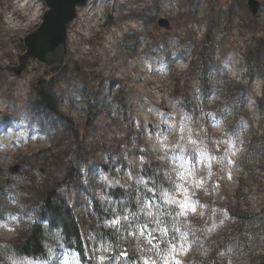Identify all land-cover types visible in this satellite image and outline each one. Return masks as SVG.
<instances>
[{
	"label": "rangeland",
	"instance_id": "obj_1",
	"mask_svg": "<svg viewBox=\"0 0 264 264\" xmlns=\"http://www.w3.org/2000/svg\"><path fill=\"white\" fill-rule=\"evenodd\" d=\"M24 1L0 0L8 13L0 11V128L9 127L12 142L21 104L43 147L0 159L2 264H264V164H253L264 157V140L261 130L245 134L264 123V0H253L255 14L250 0H170L173 14L163 12L166 0H87L68 26L62 71L45 76L31 60L16 77L23 39L45 11L43 0ZM17 6L25 10L13 29ZM41 89L51 91L57 114L39 103ZM180 136L203 153L186 173L184 198L176 197L183 215L160 228L133 222L136 212L159 218L145 197L154 180L146 162H162ZM49 194L76 220L83 256L60 248L53 230L45 259L8 250L39 221Z\"/></svg>",
	"mask_w": 264,
	"mask_h": 264
},
{
	"label": "snow or ice",
	"instance_id": "obj_2",
	"mask_svg": "<svg viewBox=\"0 0 264 264\" xmlns=\"http://www.w3.org/2000/svg\"><path fill=\"white\" fill-rule=\"evenodd\" d=\"M172 119L171 116L165 114V120L162 122L164 127L171 131V125H168L167 121ZM165 155L162 157V162L157 163L156 165H150L146 162L145 172L149 169L152 170V175L154 180L152 181L151 189H155L153 192L151 189L145 192V197H147L151 207L157 209V215H154L151 211H148L147 215L150 217L149 220H145L140 212L133 214V222L142 223L145 225H151L155 223L156 228H160V225L167 223V218L173 215H183L184 205L180 204L177 201V195H180L181 199L182 190L188 184V175L187 172L195 171V163L198 155H202L197 147V144L194 140H189L185 142L184 136H180L177 141L172 146L171 151L167 148L164 149ZM169 159L172 162V171H167L169 167ZM179 177V180H177ZM105 181L108 180L107 177H104ZM113 183V182H109ZM144 197L140 199V204H143ZM153 201H159V204L154 203ZM167 201V203H165ZM117 203H122V201H117ZM139 206V205H137ZM122 207H127V205H122ZM180 209L178 212L177 209ZM125 220L128 219L127 216L124 217ZM141 232H144V229H141ZM167 232V229L161 231V235ZM151 237L149 243L152 240L157 239L156 231L154 230L151 233H148ZM171 239L174 241L175 232L171 234ZM2 254V253H0ZM2 264V261H0Z\"/></svg>",
	"mask_w": 264,
	"mask_h": 264
},
{
	"label": "water",
	"instance_id": "obj_3",
	"mask_svg": "<svg viewBox=\"0 0 264 264\" xmlns=\"http://www.w3.org/2000/svg\"><path fill=\"white\" fill-rule=\"evenodd\" d=\"M87 0H43L45 11L41 23L24 39L25 52L18 57L14 75L19 77L29 61L42 66L45 76L59 74L64 68L67 55V30L75 20L77 9ZM251 11L255 14L257 4L250 0ZM166 24L160 21L159 25Z\"/></svg>",
	"mask_w": 264,
	"mask_h": 264
},
{
	"label": "trees",
	"instance_id": "obj_4",
	"mask_svg": "<svg viewBox=\"0 0 264 264\" xmlns=\"http://www.w3.org/2000/svg\"><path fill=\"white\" fill-rule=\"evenodd\" d=\"M38 93L39 103L57 114L58 104L51 91L41 89ZM40 213L42 216L39 217V221L25 226L24 235L18 242L7 245L8 250L19 257L44 258L45 235L47 231L53 230L59 233L64 248L83 256L78 224L69 209L56 204L49 194L40 206ZM42 222L44 225L41 224Z\"/></svg>",
	"mask_w": 264,
	"mask_h": 264
},
{
	"label": "bare ground",
	"instance_id": "obj_5",
	"mask_svg": "<svg viewBox=\"0 0 264 264\" xmlns=\"http://www.w3.org/2000/svg\"><path fill=\"white\" fill-rule=\"evenodd\" d=\"M27 1H28V3L26 4V6L30 2L29 0H25L24 2L26 3ZM166 1H167L166 4L163 6V8H164L163 12L165 14H173L172 12H179L178 5L177 4H176L177 9L176 10H173V8L170 7L171 6L170 0H166ZM132 2L134 3V2H136V0H130L129 1L130 4H132ZM141 7H146L147 8V5L146 6L143 5ZM24 10H25V7L21 8V9H18V11H14L11 14V16L9 17L10 24H13L14 25L12 27L13 29L19 27V23H20L19 22V14L20 15H24ZM13 16H14V18H13ZM32 17L34 18V15ZM20 18H22V17H20ZM198 19L199 20H202L203 19V16L198 17ZM29 21H30V19H29ZM135 27L134 26H130V29H132V31H135L136 30ZM188 31L195 32V29L188 28ZM245 44H247V41L246 40H245ZM130 71H131V69H130ZM130 79H132L131 76H130ZM20 91H22V90H20ZM3 95H4V91H3V89H1L0 90V99L2 98ZM19 95L18 94H15L14 95L15 102H17V103H19V102L20 103H23V100L24 99H22ZM6 104H7V102H3V101L0 103V112H3L5 110ZM22 110H23V105L22 106H21V104L20 105L19 104L16 105V112L18 113L17 116L18 115L19 116L17 118V124L15 126V130H12L15 133V135L13 136V141L12 142H10L11 136L9 137V141H6V135L8 133H10L11 135L13 134V133H11V131L8 130L9 127L6 126V127H4L5 129L0 128V159L1 160L11 159V158H15V157H18V156H21L22 157L23 155L24 156L25 155H31V156H33L36 153V151H39L43 147L42 140L38 136V131L35 129V127L32 124H30L31 122L30 123H26L25 122V119L22 117V114H21V111ZM228 120H229L228 118L225 119L226 124L228 126L233 125V123H230L229 124ZM203 121H205V120H203ZM256 122L259 124V125L257 124L258 127L254 128L252 126H248L247 132L246 133L244 132V133L245 134H251L253 137H255L257 135V131L258 130H261V138H262V140H264V123H262L258 119L256 120ZM0 125H3V123H0ZM29 133L31 134V138L30 139H27V135H29ZM217 135H218L219 138H224V139H227L228 138L234 144H236L233 141V138L226 137V135L224 133H217ZM231 145H232V143H231ZM232 148H234L233 145H232ZM236 163L238 164L239 162H236ZM253 164L258 165V166H261L262 164H264V157L261 158V159H258ZM262 200L263 199H260L259 201L261 202ZM200 201L202 202L203 200H200ZM186 211H187V209H186ZM198 218H200V217H198Z\"/></svg>",
	"mask_w": 264,
	"mask_h": 264
},
{
	"label": "clouds",
	"instance_id": "obj_6",
	"mask_svg": "<svg viewBox=\"0 0 264 264\" xmlns=\"http://www.w3.org/2000/svg\"><path fill=\"white\" fill-rule=\"evenodd\" d=\"M0 11H4L5 15H8V13H7V5H5V9L0 10ZM13 11H18V6L16 8H14Z\"/></svg>",
	"mask_w": 264,
	"mask_h": 264
}]
</instances>
